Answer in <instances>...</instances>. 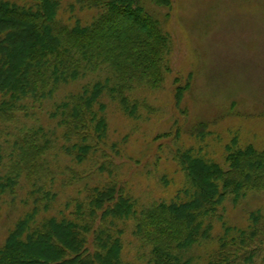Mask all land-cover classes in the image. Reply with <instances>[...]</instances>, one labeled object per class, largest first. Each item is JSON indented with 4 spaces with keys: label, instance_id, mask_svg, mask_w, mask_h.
Instances as JSON below:
<instances>
[{
    "label": "trees",
    "instance_id": "obj_1",
    "mask_svg": "<svg viewBox=\"0 0 264 264\" xmlns=\"http://www.w3.org/2000/svg\"><path fill=\"white\" fill-rule=\"evenodd\" d=\"M33 1L31 7L0 1V169L6 124L18 119L28 100L41 103L62 86L99 78L67 96L53 114L70 144L67 154L81 163L107 138L102 99L109 97L134 116L143 104L131 94L161 89L171 71L169 39L138 0L95 3L103 12L86 26L58 21L57 0ZM155 2L172 6L171 0ZM189 88L190 83L177 87V106ZM208 127L200 123L196 135L203 137ZM40 134L43 130L29 131L16 141L18 159L8 175L0 174V195L15 194L23 175L33 184L48 174L44 157L51 141ZM175 160L185 175L188 199L156 201L138 211L134 199L116 184L91 189L87 207L78 203L75 220L51 217L34 225L37 210L20 220L0 247V264H125L123 232L116 226L130 219L135 221L134 236L151 248V264H192L186 254L211 240L213 223L222 219L219 209L227 199L237 203L250 193H264V149L228 147L226 167L195 156L193 150L178 151ZM250 221L233 236L234 229L226 228L208 264H264V212L251 213Z\"/></svg>",
    "mask_w": 264,
    "mask_h": 264
},
{
    "label": "rangeland",
    "instance_id": "obj_2",
    "mask_svg": "<svg viewBox=\"0 0 264 264\" xmlns=\"http://www.w3.org/2000/svg\"><path fill=\"white\" fill-rule=\"evenodd\" d=\"M0 1L35 5L33 0ZM57 1V19L68 26L89 25L103 12L95 3L104 0ZM137 2L160 21L170 42L171 71L164 86L134 91L132 100L145 105L134 116L105 96L107 138L81 163L67 154L70 144L63 140L64 130L53 114L67 96L99 78L89 76L62 86L41 103L25 102L1 138L0 174L8 175L18 159L16 141L38 129L43 130L44 140L51 141L44 157L49 172L33 184L23 175L15 194L0 195V247L19 221L36 210L34 225L51 217L75 220L78 203L87 207L89 191L109 184L131 196L138 211L156 201L188 199L185 175L175 160L178 151L193 150L195 156L226 167L228 147L264 149V0H171L170 8L158 6L155 0ZM189 83L177 106V87ZM203 122L209 127L203 137L197 136L195 129ZM258 211L264 212V193H250L237 203L227 199L219 209L222 219L213 223L211 240L194 246L186 258L192 264H208L226 228L234 229L229 236L247 229L250 214ZM134 224L133 219L117 222V230L123 232V261L151 264V248L134 236Z\"/></svg>",
    "mask_w": 264,
    "mask_h": 264
}]
</instances>
